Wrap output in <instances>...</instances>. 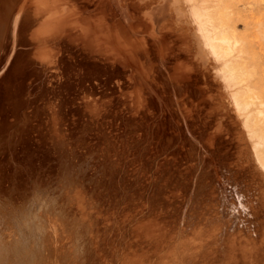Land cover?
<instances>
[{
  "label": "rangeland",
  "instance_id": "1",
  "mask_svg": "<svg viewBox=\"0 0 264 264\" xmlns=\"http://www.w3.org/2000/svg\"><path fill=\"white\" fill-rule=\"evenodd\" d=\"M143 1L14 5L0 36V213L17 205L27 227L40 228L41 264H264V0H219V12H205L218 19L203 21L209 31L216 25L212 37L220 29V40L213 37L224 50L218 59L194 29L200 20L191 17L187 26L158 11L151 19L146 11L164 1ZM223 57L232 68L223 71H233L239 86L232 79L227 88ZM16 61L17 89L8 96L4 80ZM231 88L238 95L230 97ZM21 226L12 239H23ZM72 239L79 248L62 251Z\"/></svg>",
  "mask_w": 264,
  "mask_h": 264
},
{
  "label": "bare ground",
  "instance_id": "2",
  "mask_svg": "<svg viewBox=\"0 0 264 264\" xmlns=\"http://www.w3.org/2000/svg\"><path fill=\"white\" fill-rule=\"evenodd\" d=\"M17 1L18 0H0V36H1V34L3 33V32H5V30L7 29V27H5V25L7 24V21L9 20V18H10V16H11V12H12V9H13V7H14V5L17 3ZM66 1V0H65ZM98 1V0H97ZM102 1H105V0H102ZM145 2H146V0H144ZM143 1V2H144ZM164 1V3H160V4H158V6H152V8L151 9H149L148 11H146V15H147V17H149V18H151V17H153L152 15L154 14V12H156L157 13V11L161 14V16L163 15V16H165V15H167L168 14V16L169 15H174L173 17L174 18H176V20H175V22L176 23H178L180 20H182V21H184L186 24L185 25H187L189 22H190V20H189V18L191 19V17H195L196 18V20L198 21V20H200V24L196 27V28H194V29H197L198 28V30L197 31H199V33L201 32V35H200V37H201V39H202V41H203V39H204V46L205 47H207L208 46V48H212L211 49V51H209V52H211V54H212V56H213V58H214V56H215V58H219L221 55H223V53H221V52H223V51H221V52H219L220 50L219 49H221L222 47H221V45H220V48L217 46V44H216V39H213V37H215V38H218L217 40H220V38L218 37L219 35H218V33H220L219 31H220V29L218 30V29H216V30H218V31H216V34H217V36H215L214 35V33H213V37L212 36H210V33L209 32H211V30L212 29H214L215 27H216V25L214 24V28H210L211 30L209 31L207 28L208 27H204L205 26V24L203 25V23H205V22H203V21H205L204 19H206V18H208V17H204L205 16V12H210L211 10H213V11H217V9L216 10H214L215 8H217V6H219V0H192L191 1V3H190V1L189 2H187L186 0H182L181 2L179 1V0H163ZM47 2V1H46ZM50 2V1H49ZM56 2V1H55ZM60 2V1H59ZM63 2H64V0H63ZM113 1H109V4L110 3H112ZM123 2V1H122ZM144 2V3H145ZM154 2H155V0H154ZM62 3V2H61ZM67 3H69V2H67ZM73 3V2H72ZM80 3V2H79ZM84 3H86V2H84ZM95 3V2H94ZM97 3V2H96ZM102 3V2H101ZM106 3H107V1H106ZM119 3V2H118ZM121 3V2H120ZM119 3V4H120ZM149 3V2H148ZM43 4V3H42ZM54 4V3H53ZM57 4V3H56ZM65 4V3H64ZM70 4V3H69ZM75 4V3H74ZM78 4V3H77ZM76 4V5H77ZM81 4V3H80ZM93 4V3H92ZM141 4V3H140ZM150 4V3H149ZM223 4V3H222ZM264 4V3H263ZM71 5V4H70ZM86 5V4H85ZM88 5H89V3H88ZM104 5H105V3H104ZM108 5V4H107ZM115 5V4H114ZM144 5H146V4H144ZM173 5V8H172V10H170L169 11V6H172ZM221 5V4H220ZM60 6V5H59ZM59 6H57L58 8H59ZM75 6V5H74ZM113 6V5H112ZM130 6V5H129ZM64 7V6H63ZM68 7V6H67ZM77 7V6H76ZM87 7H89V6H87ZM132 7V6H131ZM130 7V8H131ZM143 7V6H142ZM73 8V7H72ZM104 8V7H103ZM114 8V7H113ZM127 8V7H126ZM144 8V7H143ZM148 8V7H147ZM219 8V7H218ZM60 9H61V7H60ZM69 9V8H68ZM70 9H71V7H70ZM76 9V8H75ZM80 9V8H79ZM82 9V8H81ZM119 9V8H118ZM40 10V9H39ZM51 10V9H50ZM56 10V9H55ZM58 10V9H57ZM87 10V9H86ZM112 10V9H111ZM115 10V9H114ZM120 10V9H119ZM134 10V9H133ZM19 11V10H18ZM58 11H60V10H58ZM73 11H74V9H73ZM73 11L70 13V14H74V15H71V16H75V13H73ZM103 12H104V10H102ZM126 11V10H125ZM212 11V12H213ZM220 11H222V10H220ZM53 12V11H52ZM74 12H77L76 10L74 11ZM169 12H171V14L169 13ZM217 12H219V11H217ZM18 13V12H17ZM35 13H37V11L35 12ZM35 13H34V15H35ZM41 13V11H39V14ZM44 13V12H43ZM63 13V12H62ZM152 13V14H151ZM57 14H58V12H57ZM64 14V13H63ZM140 14V13H139ZM165 14V15H164ZM213 14H215L214 12H213ZM212 14V15H213ZM218 14V13H217ZM24 15V14H23ZM25 15H26V13H25ZM28 15V14H27ZM26 15V16H27ZM49 15H50V12H49ZM49 15H47V16H49ZM65 15V14H64ZM88 15V14H87ZM135 15V14H134ZM145 15V16H146ZM206 15H210V13H208V14H206ZM33 16V15H32ZM39 16V15H38ZM37 16V14H36V17H38ZM54 16H55V13H54ZM81 16V15H80ZM116 16V15H115ZM114 16V17H115ZM167 16V17H168ZM216 16V15H215ZM33 17H35V16H33ZM35 17V18H36ZM44 17H46V16H44ZM57 17V16H56ZM55 17V18H56ZM62 17H63V15L61 16V17H58L59 19H61V22L60 23H62ZM110 17H112V16H110ZM121 17V16H120ZM119 17V18H120ZM51 18V20H53L52 19V17H50ZM49 18V19H50ZM57 18V19H58ZM116 18V17H115ZM130 18V17H129ZM128 18V19H129ZM183 18V19H182ZM209 18L211 19V16H209ZM208 18V19H209ZM216 18V17H215ZM40 19V18H39ZM49 19H47V20H49ZM58 19V20H59ZM69 18H67V20H68ZM70 19H73V18H71L70 17ZM69 19V20H70ZM111 19V18H110ZM135 19V18H134ZM151 19H153V18H151ZM163 19H166V18H163ZM189 21H188V20ZM194 19V18H193ZM220 19V18H219ZM56 20V19H55ZM55 20H53V21H55ZM116 20V19H115ZM122 18H121V22H122ZM195 20V21H196ZM207 20V19H206ZM212 21L214 20L213 19V17H212V19H211ZM218 19H215L214 20V22L216 23V21H217ZM41 21H42V19H41ZM60 21V20H59ZM71 21V20H70ZM69 21V22H70ZM113 21H114V19H113ZM195 21H193V22H195ZM220 21V20H219ZM218 21V22H219ZM31 22V21H30ZM43 23L45 22V19H44V21H42ZM41 22V23H42ZM50 22V21H49ZM48 21L46 22V24L47 23H49ZM57 22V21H56ZM66 22V21H65ZM69 22H68V24H69ZM84 22V21H83ZM85 22H89V21H85ZM120 22V21H119ZM118 22V24H120L121 25V23H119ZM181 22V21H180ZM193 22H191L192 23V26H194L193 25ZM199 22V21H198ZM207 22V21H206ZM221 22H223L222 20H221ZM221 22L219 23V24H221ZM21 23V22H20ZM28 23V22H27ZM37 23H38V21H37ZM36 23V24H37ZM54 23V22H53ZM59 23V22H58ZM93 23V22H92ZM108 23H110V22H108ZM162 23V22H161ZM182 23V22H181ZM209 23H211V22H209ZM242 23H243V21H242ZM85 24V23H84ZM190 24V23H189ZM195 24H198V23H195ZM207 24V23H206ZM212 24L213 23H211V26H212ZM218 24V23H217ZM258 24V23H257ZM40 25H42V24H40ZM40 25L38 26V24H37V28L38 27H40ZM45 24H43L42 26H44ZM48 25V24H47ZM46 25V26H47ZM60 26H61V24H59ZM65 25V24H64ZM127 25V24H126ZM125 25V26H126ZM209 25V24H208ZM224 25H226V24H224ZM238 25V24H237ZM243 25H244V27H245V24L243 23ZM262 25V24H261ZM24 26V25H23ZM45 26V27H46ZM49 26V25H48ZM56 26V25H55ZM59 26V27H60ZM68 26H70V25H68ZM73 26V25H72ZM84 26V25H83ZM179 26V25H178ZM188 26V25H187ZM196 26V25H195ZM218 26H220V25H218ZM228 26H230V25H228ZM247 26V25H246ZM26 27V26H25ZM51 27H52V25H51ZM58 27V26H57ZM58 27V28H59ZM85 27H87V26H85ZM93 27V26H92ZM159 27V26H158ZM161 27V26H160ZM170 27V26H169ZM213 27V26H212ZM225 27V26H224ZM260 27V26H259ZM258 27V28H259ZM4 28V29H3ZM29 28H32V27H29ZM69 28V27H68ZM94 29H95V26L93 27ZM118 28V27H117ZM172 28V27H171ZM189 28H190V26H189ZM221 28H222V26H221ZM228 28V27H227ZM226 28V29H227ZM39 29V28H38ZM55 29V28H54ZM75 29V28H74ZM129 29V28H128ZM131 29V28H130ZM129 29V30H130ZM179 29V28H178ZM229 29V28H228ZM231 29V28H230ZM229 29V30H230ZM30 30V29H29ZM28 30V31H29ZM69 30V29H68ZM77 30V29H76ZM87 30V29H86ZM93 30V29H92ZM110 30V29H109ZM117 30H119V29H117ZM165 30V29H164ZM168 30V29H167ZM189 30V29H188ZM187 30V31H188ZM233 30V29H232ZM37 31V29L35 30V32ZM124 31V30H123ZM122 31V32H123ZM191 31V30H190ZM195 31V30H194ZM215 30H213V32H214ZM227 31V30H226ZM226 31H223V32H226ZM235 30H233V32H234ZM257 31V30H256ZM30 32H31V30H30ZM29 32V33H30ZM84 32H87V31H84ZM163 32V31H162ZM218 32V33H217ZM228 32V31H227ZM226 32V33H227ZM32 33V32H31ZM82 33V32H81ZM137 33V32H136ZM144 33V32H143ZM150 33V32H149ZM171 33V32H170ZM173 33V32H172ZM195 33H196V31H195ZM198 33V32H197ZM241 33V32H240ZM36 34L38 35L39 33H37L36 32ZM59 34V33H58ZM75 34V33H74ZM74 34H72V36H74ZM134 34V33H133ZM138 34V33H137ZM151 34V33H150ZM227 34H229V32L227 33ZM66 35V34H65ZM69 35V34H68ZM71 35V34H70ZM78 35H80V34H78ZM83 35V34H82ZM89 35V34H88ZM120 35V34H119ZM123 35V34H122ZM121 35V36H122ZM184 35V34H183ZM187 35V34H186ZM197 35V34H196ZM211 35H212V32H211ZM222 36L223 35H225L224 33L223 34H221ZM42 36V35H41ZM67 36V35H66ZM170 36V35H169ZM177 36V35H176ZM226 36V35H225ZM4 37V36H3ZM38 37H40V35H38ZM38 37H36V38H38ZM47 37V36H46ZM68 37V36H67ZM128 37V36H127ZM194 36L192 35V39H195L196 37L197 38H199V36H196L195 38H193ZM221 37V36H220ZM224 37V36H223ZM259 37H261V36H259ZM73 38H76V37H73ZM73 38H71V39H73ZM86 38V37H85ZM85 38H84V40H85ZM117 38V37H116ZM122 38V37H121ZM123 38H124V36H123ZM131 38V37H130ZM185 38V37H184ZM189 38V37H188ZM196 38V39H197ZM226 38V37H225ZM235 38V37H234ZM263 38H264V35H263ZM35 39V38H34ZM79 39H81L80 37H79ZM78 39V40H79ZM118 39V38H117ZM127 39V38H126ZM176 39V38H175ZM222 39V38H221ZM233 39V38H232ZM232 39H231V42H232ZM75 40V39H74ZM88 40H90V39H88ZM112 40V39H111ZM121 40V39H120ZM172 40V39H171ZM199 41H200V39H198ZM223 40V39H222ZM239 40V39H238ZM241 40V39H240ZM239 40V41H240ZM262 41H264L263 39H261ZM34 41H37V40H34ZM39 41V40H38ZM76 41V40H75ZM81 41H82V39H81ZM95 41V40H94ZM183 41V40H182ZM185 41V40H184ZM225 41L226 42H228L226 39H225ZM224 41V42H225ZM242 41V40H241ZM256 41V40H255ZM67 42V41H66ZM72 42V41H71ZM91 42V41H90ZM122 42V41H121ZM149 42V41H148ZM156 42V41H155ZM178 42H180V41H178ZM201 42V41H200ZM220 42H222V41H218V43H220ZM253 42H254V40H253ZM94 43V42H93ZM134 43H136V42H134ZM184 43V42H183ZM194 43V42H193ZM197 43V42H196ZM203 43V42H202ZM234 45L237 43H234V42H232ZM241 43H243V42H241ZM36 44V43H35ZM98 44V43H97ZM103 44V43H102ZM131 44H132V42H131ZM186 44V43H185ZM231 44V43H230ZM245 44V43H244ZM0 45H1V41H0ZM88 45V44H87ZM109 45H111V44H109ZM149 45V44H148ZM176 45V44H175ZM174 45V46H175ZM193 45V44H192ZM197 45H198V48H201L202 49V44L200 43V44H198L197 43ZM234 45H232V46H234ZM241 45V44H240ZM94 46V45H93ZM103 46H104V44H103ZM210 46V47H209ZM227 46H229V45H227ZM226 46V44H225V48H228ZM257 46V45H256ZM261 46V45H260ZM38 47V46H37ZM40 47V46H39ZM96 47H97V45H96ZM125 47V46H124ZM177 47V46H176ZM224 47V46H223ZM230 47V46H229ZM239 47V46H238ZM242 47V46H241ZM240 47V48H241ZM43 48V47H42ZM149 48V47H148ZM193 48H195L194 47V45H193ZM192 48V49H193ZM216 48V49H215ZM219 48V49H218ZM224 48V49H225ZM240 48H238V49H240ZM260 48V47H259ZM50 49V48H49ZM95 49V48H94ZM98 49V48H97ZM102 49H103V47H102ZM109 49V48H108ZM114 48H112V50H113ZM163 49V48H162ZM218 49V50H217ZM230 49V48H229ZM234 49V47H232V50ZM236 49V48H235ZM40 50V49H39ZM174 50H176V49H174ZM185 50V49H184ZM204 50V49H203ZM213 50V51H212ZM218 52H217V51ZM241 50H243V48L241 49ZM100 51V50H99ZM102 51V50H101ZM151 51V50H150ZM192 51H194V50H192ZM205 51V50H204ZM207 51V50H206ZM205 51V52H206ZM229 51V50H228ZM240 51V50H239ZM247 51V50H246ZM86 52H87V50H86ZM98 52V51H97ZM114 52V51H113ZM139 52V51H138ZM195 52V51H194ZM193 52V53H194ZM232 52V51H231ZM237 52H238V50H237ZM242 52V51H241ZM39 53H41V50H40V52ZM149 53H151V52H149ZM186 53V52H185ZM184 53V54H185ZM206 53H208V52H206ZM221 54L219 57H216V56H218V54ZM228 53H230V52H228ZM228 53L226 52V54H227V57L228 56H230L231 57V54H229L228 55ZM239 53V52H238ZM237 53V55H239ZM50 54V53H49ZM55 54V53H54ZM210 53H208L207 55H211ZM214 54V55H213ZM44 55V54H43ZM138 55V54H137ZM152 55V54H151ZM233 55V54H232ZM33 56V55H32ZM48 56V55H47ZM120 56V55H119ZM154 56V55H153ZM224 56V55H223ZM226 56V55H225ZM41 57V56H40ZM222 57V56H221ZM246 57V56H245ZM160 58V57H159ZM212 58V59H213ZM236 58V57H235ZM244 58V57H243ZM41 59H42V57H41ZM51 59V58H50ZM190 59V58H189ZM216 59V60H217ZM224 59V61L222 62V64H221V62H220V60H223ZM223 59H219V60H217V61H219V63L221 64V68L219 69L220 70V73H221V75L225 78V79H227V82L228 81H231L232 79V82H234L233 83V85L235 84V85H237L238 84V86L240 85V83H238V77H236L237 78V80H235L236 78H233L234 77V75H232V73H233V71L231 72V73H229L230 71H228V73L226 74V72L225 71H223L224 70V68L226 67V66H229V60L227 61V59L225 58V57H223ZM233 59V58H232ZM44 60H46V59H44ZM52 60V59H51ZM54 60V59H53ZM125 60V59H124ZM215 60V59H214ZM237 60H238V58H237ZM38 61V60H37ZM188 61V60H187ZM40 62V61H39ZM54 62V61H53ZM233 62V61H232ZM239 62V61H238ZM43 63H44V61H43ZM46 63V62H45ZM49 63V62H48ZM47 63V64H48ZM200 63V62H199ZM235 63V62H234ZM40 64V63H39ZM153 64V63H152ZM233 64V63H232ZM18 65H20V62L19 61H16L15 62V64H14V68H13V70H15V71H13V70H11L8 74H7V77H6V79L4 80V84H5V86L7 85V86H9L10 87V93H8V92H6L7 94H9L8 96H13L14 94H13V92H14V89L16 88L17 89V87L15 86V85H13V84H11V82H12V77L15 75V73H17V72H19L20 71V68H18ZM41 65H42V62H41ZM52 65V64H51ZM218 65V64H217ZM217 65H215L216 66V68H217ZM45 66V65H44ZM134 66V65H133ZM143 66V65H142ZM219 67H220V65H218ZM247 66V65H246ZM250 66V65H249ZM231 67H235V66H231V64H230V68ZM239 67H241V66H239ZM248 67V66H247ZM59 68V67H58ZM57 68V69H58ZM227 68V67H226ZM252 68V67H251ZM228 70H231V69H229V68H227ZM235 69V68H234ZM233 69V70H234ZM200 70V69H199ZM217 70V69H216ZM226 70V69H225ZM247 70H249V69H247ZM82 71V70H81ZM53 72V71H52ZM52 72H51V74H52ZM55 72V71H54ZM164 72V71H163ZM201 72H202V70H201ZM224 72V73H223ZM245 72V71H244ZM204 73V72H203ZM41 74V73H40ZM249 74H250V72H249ZM29 75V74H28ZM42 75V74H41ZM45 75V74H44ZM236 75H237V73H236ZM246 75H248V73L246 74ZM48 76H49V74H48ZM58 76V75H57ZM194 76V75H193ZM238 76V75H237ZM241 76V75H240ZM41 77H43V75L41 76ZM52 77V76H51ZM59 77V76H58ZM57 77V78H58ZM167 77V76H166ZM61 78V77H60ZM59 78V79H60ZM170 78V77H169ZM244 78H245V76H244ZM41 79V78H40ZM51 79V78H50ZM162 79V78H161ZM164 79V78H163ZM250 79V78H249ZM62 80V79H61ZM141 80V79H140ZM172 80V79H171ZM242 80H243V78H242ZM55 81V80H54ZM167 81V80H166ZM206 81H207V79H206ZM246 81V80H245ZM251 81V80H250ZM9 82V83H8ZM47 81H45V83H46ZM52 82V84L54 83L53 82V80L51 81ZM138 82V81H137ZM203 82V81H202ZM202 82H200V83H202ZM232 82H230V84L232 83ZM236 82H237V84H236ZM240 82V81H239ZM48 83V82H47ZM50 83V82H49ZM48 83V84H49ZM65 83V82H64ZM214 83V82H213ZM228 84H229V82L226 84L227 85V88H229V87H231V85H229L228 86ZM248 84H249V81H248ZM55 85V84H54ZM53 85V86H54ZM56 85H57V83H56ZM173 85V84H172ZM212 85V84H211ZM234 85V86H235ZM6 86V87H7ZM39 86V85H38ZM214 86V85H213ZM246 86H248V85H246ZM19 87V86H18ZM169 87V86H168ZM233 87V86H232ZM248 87H250V86H248ZM141 88V87H140ZM191 88V87H190ZM208 88V87H207ZM212 88V87H211ZM254 88V87H253ZM257 89V88H256ZM229 90V89H228ZM255 90V89H254ZM212 91V90H211ZM239 91V90H238ZM193 92V91H192ZM232 92V93H231ZM235 92V93H234ZM232 91V88H231V90H230V94H231V96L230 97H232L233 95V93H234V95H236V93H237V95H238V92H236V91ZM191 93V92H190ZM242 92H241V88H240V94H241ZM48 94V93H47ZM183 94V93H182ZM245 94H246V92H245ZM249 94V93H248ZM132 95V94H131ZM134 95V94H133ZM242 95H243V93H242ZM53 96V95H52ZM61 96V95H60ZM177 96V95H176ZM244 96V95H243ZM49 98V97H48ZM234 99H232L233 100V102L236 104L238 101V106H237V104H236V106H237V108H239L240 107V109L243 107V109H244V105H241L240 104V102H241V100L239 99H236V98H238L237 96H235V97H233ZM239 98H241L240 97V95H239ZM126 99V98H125ZM234 100H238L237 102L236 101H234ZM249 100V99H248ZM13 101V100H12ZM52 101V100H51ZM184 101V100H183ZM217 101H218V99H217ZM173 102V101H172ZM171 102V103H172ZM244 102V101H243ZM54 103V102H53ZM52 103V104H53ZM209 103V102H208ZM221 103V102H220ZM258 103V102H257ZM50 104V103H49ZM250 104V103H249ZM181 105V104H180ZM195 105V104H194ZM201 105V104H200ZM242 107H241V106ZM247 105V104H246ZM204 106V105H203ZM255 106V105H254ZM257 106V105H256ZM259 106V105H258ZM197 107V106H196ZM247 107H249L248 105H247ZM45 108V107H44ZM53 108H54V105H53ZM204 108V107H203ZM178 109V108H177ZM181 109V108H180ZM243 109H241V110H243ZM245 109H246V107H245ZM262 109V108H261ZM260 109V110H261ZM50 110H52V109H50ZM202 110V109H201ZM238 110V109H237ZM247 110V109H246ZM48 111H49V109H48ZM253 111V110H252ZM255 111V110H254ZM203 112V111H202ZM249 112H250V110H249ZM44 113V112H43ZM243 113V112H242ZM241 113V114H242ZM56 114V113H55ZM197 114H198V112H197ZM203 114V113H202ZM251 114V113H250ZM253 114H255L256 115V113H253ZM260 114H261V112H260ZM258 115H259V112H258ZM246 116H248L249 117V119H250V115H246ZM54 117V116H53ZM199 117V116H198ZM201 117V116H200ZM259 117V116H258ZM257 117V118H258ZM245 118H247V117H245ZM50 119V118H49ZM249 119H248V121H249ZM50 121V120H49ZM253 122V121H252ZM6 124V123H5ZM45 124H46V122H45ZM3 122L0 124V128L2 129L3 128ZM41 125V124H40ZM254 125V124H253ZM5 126V125H4ZM257 126V125H256ZM223 127V126H222ZM5 128V127H4ZM7 128V127H6ZM243 128V127H242ZM253 128V127H252ZM258 128V127H257ZM0 129V130H1ZM7 130V129H6ZM5 130V131H6ZM254 130V129H253ZM252 131V130H251ZM1 132V135L3 134L2 132V130L0 131ZM222 133V132H221ZM257 133V132H256ZM255 133V134H256ZM49 134V133H48ZM258 135H260V134H258ZM4 136V135H3ZM249 137V136H248ZM256 137H257V134H256ZM261 137H262V135H261ZM217 138V137H216ZM1 139V138H0ZM251 139V138H250ZM259 140V139H258ZM256 141V142H254L253 144V146L257 149V147H256V145L259 147V146H261L259 143V141ZM260 140H264V139H261L260 138ZM250 143V142H249ZM264 143V142H263ZM263 146V145H262ZM251 147H252V144H251ZM253 147V148H254ZM252 148V149H253ZM254 148V149H255ZM253 149V150H254ZM1 150V149H0ZM6 151V150H5ZM3 153V152H2ZM249 153V152H248ZM257 153V152H256ZM250 154V153H249ZM247 155V154H246ZM70 156V155H69ZM258 156V155H257ZM257 156H255V158L257 157ZM262 156V155H261ZM260 157H258L257 159H259ZM257 162H258V160H257ZM62 164V163H61ZM66 164V163H65ZM262 164H264V162L262 163ZM68 165V164H67ZM123 165V164H122ZM65 166V165H64ZM260 166H261V164H260ZM263 167H264V165H262ZM261 166V168L263 169V167ZM137 167V166H136ZM198 169V168H197ZM264 170V169H263ZM63 175H65V174H63ZM67 177V176H66ZM73 178V177H72ZM64 179V178H63ZM65 180V179H64ZM59 181V180H58ZM63 181V180H62ZM66 182H67V180H66ZM35 183H36V181L34 180L33 181V184L32 185H34L35 186V188H38L39 186H37V185H35ZM68 184V183H67ZM59 185H60V183H59ZM19 188V187H18ZM20 188H21V186H20ZM19 188V189H20ZM33 188V187H32ZM52 188H53V186H52ZM13 189V188H12ZM31 189V188H30ZM30 189H29V191H30ZM34 190V189H33ZM36 190V189H35ZM38 190V189H37ZM36 190V191H37ZM66 190V189H65ZM51 191H52V189H51ZM64 191V190H63ZM62 191V192H63ZM73 191V190H72ZM71 191V192H72ZM2 192V191H1ZM35 192V191H34ZM42 192V191H41ZM45 192V191H44ZM61 192V193H62ZM64 192H67V191H64ZM149 192V191H148ZM4 193H5V191H4ZM7 193V192H6ZM45 193H47V191L45 192ZM51 193V192H50ZM8 194V193H7ZM67 194H68V192H67ZM50 195V194H49ZM66 194H63V196H65ZM71 196L73 195V194H70ZM11 196V195H10ZM13 196V195H12ZM36 196V195H35ZM45 196H46V194H45ZM67 196H69V195H67ZM74 196H76V195H74ZM7 197V196H6ZM48 197H50V196H48ZM78 197L79 196H77V199H78ZM263 197V196H262ZM66 198H68V197H66ZM69 198H70V196H69ZM73 198V197H72ZM25 199V198H24ZM35 199V198H34ZM47 199H49V198H47ZM77 199H74L75 201L77 200ZM259 199H260V197H259ZM6 200V199H5ZM19 200V199H18ZM80 200V199H79ZM78 200V201H79ZM84 199L82 198V201H83ZM8 201H10V200H8ZM40 201V200H39ZM47 201V200H46ZM66 201V200H65ZM64 201V202H65ZM74 201V202H75ZM87 201V200H86ZM36 202V201H35ZM60 202V201H59ZM72 202V201H71ZM77 202V201H76ZM80 202H81V200H80ZM79 202V203H80ZM39 203V202H38ZM11 204V203H10ZM64 204V203H63ZM81 204H83V202L81 203ZM49 205V204H48ZM79 205V204H78ZM85 205V204H84ZM252 205V204H251ZM258 206V205H257ZM257 206H256V208H257ZM16 207H18L17 205H14V207L12 206V207H10V209L9 210H4L5 212H3V213H0L1 215H0V264H41V261H42V258H44V257H42V250H41V246H42V242H40V240H41V231H40V228L37 226V228H36V230H34V232H32V228H30V227H27V225H28V223H27V221H26V218H24L23 217V219H22V216H24V214H25V210L23 209L21 212H19V210H18V208H16ZM24 207H25V205H24ZM50 207L51 206H49V209H50ZM57 207V206H56ZM69 207V206H68ZM68 207H66V209L68 208ZM71 207V206H70ZM79 207H82V205L80 206L79 205ZM261 207V206H260ZM4 208L6 209V207L4 206ZM14 208V209H13ZM58 208H59V206H58ZM57 208V209H58ZM246 208V207H245ZM259 208V207H258ZM51 209H53V208H51ZM55 209V208H54ZM71 209V208H70ZM80 209H82V208H80ZM85 209V208H84ZM86 209H87V207H86ZM241 209V208H240ZM3 210V209H2ZM33 210V209H32ZM32 210L30 211V212H32ZM75 210V209H74ZM73 210V211H74ZM83 210V209H82ZM34 211V210H33ZM43 211H44V209H43ZM48 211V210H47ZM66 211H69V210H66ZM88 211V210H87ZM250 211V210H249ZM259 211V210H258ZM0 212H1V210H0ZM26 212H27V210H26ZM46 212V211H45ZM49 212V211H48ZM52 212H54L53 210H52ZM51 212V213H52ZM61 211H59V213H60ZM72 212V210H70V213ZM76 212V211H75ZM257 212V211H256ZM14 214V216H13V214ZM41 213V212H40ZM58 213V214H59ZM86 213V212H85ZM259 213V212H258ZM257 213V214H258ZM10 214H12L11 216H10V218L8 217ZM17 214H18V216H17ZM27 214V213H26ZM32 214V213H31ZM43 214V213H42ZM45 214V213H44ZM43 214V215H44ZM49 213H47V215H48ZM54 214H55V212H54ZM69 214V213H68ZM78 214V213H77ZM252 214V213H251ZM255 214V213H254ZM42 215V216H43ZM65 215V214H64ZM73 215V214H72ZM72 215H71V217H72ZM74 217H76V214L75 215H73ZM88 216V215H87ZM252 216V215H251ZM61 217V216H60ZM69 217V216H68ZM73 217V218H74ZM82 217H83V215H82ZM260 217V216H259ZM28 218V217H27ZM32 218V217H31ZM93 218V217H92ZM30 219V218H29ZM72 219V218H71ZM48 220V219H47ZM50 220V219H49ZM63 220H64V218H63ZM88 220V219H87ZM52 221V220H51ZM67 221V220H66ZM69 221V220H68ZM89 221V220H88ZM92 221V220H91ZM262 221V220H261ZM22 222V226H23V223H24V227H22L21 226V223ZM54 222L56 223V220L54 219ZM33 223V222H32ZM71 223H72V221H71ZM80 223V222H79ZM264 223V222H263ZM34 224V223H33ZM37 224V223H36ZM258 224V223H257ZM18 225H20L21 226V232H23V239H17V240H14V239H12L11 238V236H14V235H12V232L14 231V228L16 229V228H18L19 229V227H17ZM67 225H69V224H67ZM75 225L77 226V223H75ZM80 225V224H79ZM42 226V225H41ZM45 227V226H44ZM258 227V226H257ZM47 228V227H46ZM55 228V227H54ZM67 228H69V227H67ZM223 228V227H222ZM253 228V227H252ZM94 229V228H93ZM69 230V229H68ZM74 230H75V227H74ZM77 230H78V228H77ZM83 230V229H82ZM105 230V229H104ZM161 230V229H160ZM181 230V229H180ZM186 230V229H185ZM232 230V229H231ZM250 230V229H249ZM254 230V229H253ZM256 230V229H255ZM258 230V229H257ZM223 231H225V230H223ZM45 232V231H44ZM55 232H57V231H55ZM88 232V231H87ZM185 232V231H184ZM32 233L34 234L33 235V237H31L30 239H29V237L27 236V234L28 235H32ZM48 233V232H47ZM79 234H80V232H78ZM193 233V232H192ZM16 234V233H15ZM91 234V233H90ZM129 234V233H128ZM256 234V233H255ZM74 235V234H73ZM78 235V234H77ZM226 235V234H225ZM224 235V236H225ZM94 236V235H93ZM184 236H185V234H184ZM201 236V235H200ZM264 237V236H263ZM80 238V237H79ZM220 238V237H219ZM235 238V237H234ZM223 239V238H222ZM232 239V238H231ZM247 239V238H246ZM246 239H245V242H247L246 241ZM221 240V239H220ZM49 241V240H48ZM55 241V240H54ZM82 241V240H81ZM255 241V240H254ZM44 242V241H43ZM52 242V241H51ZM218 242V241H217ZM220 242V241H219ZM46 243V242H45ZM48 243H50V241L48 242ZM68 244H67V246L65 245V243H61L60 244V249L63 251L64 249L67 251V252H69V253H73V251H76V248L78 247L77 246V244H76V242L72 239V240H69L68 242H67ZM90 242H88V244H89ZM47 244V243H46ZM48 245V244H47ZM50 245V244H49ZM80 246V245H79ZM197 246H199V245H197ZM204 246V245H203ZM222 246V245H221ZM220 246V247H221ZM46 247V246H45ZM200 247H202V246H200ZM244 247V246H243ZM48 248V247H47ZM79 248V247H78ZM102 248V247H101ZM237 248V247H236ZM43 249V248H42ZM55 249L56 248H54V251H55ZM213 249H214V247H213ZM216 249V248H215ZM239 249V248H238ZM250 249V248H249ZM82 250V249H81ZM151 250V249H150ZM211 250V249H210ZM246 250V249H245ZM248 250V249H247ZM137 251V250H136ZM153 252H154V249L152 250ZM217 251V250H216ZM251 251V250H250ZM249 251V252H250ZM117 252V251H116ZM138 252V251H137ZM146 252L147 253H149L148 252V250H146ZM146 252H144V253H146ZM152 252V253H153ZM238 253V252H237ZM44 254V253H43ZM49 254V253H48ZM141 254V253H140ZM212 254V253H211ZM232 254H233V252H232ZM235 254H236V252H235ZM240 254V253H239ZM69 255V254H68ZM75 255V254H74ZM97 255V254H96ZM223 255V254H222ZM222 255H220V256H222ZM245 255V254H244ZM49 256V255H48ZM95 256V255H94ZM93 256V257H94ZM133 256V255H132ZM139 256H141V255H139ZM138 256V257H139ZM145 256H147V254L146 255H144V257ZM160 256V255H159ZM219 256V257H220ZM243 256V255H242ZM242 256H240L241 258H242ZM50 257V256H49ZM73 257V256H72ZM78 257V256H77ZM129 257V256H128ZM149 257V256H148ZM217 257V256H216ZM45 258H46V256H45ZM104 258V257H103ZM102 258V259H103ZM140 258V257H139ZM164 258V257H163ZM222 258V257H221ZM232 258V257H231ZM258 258V257H257ZM64 259H65V253H64ZM128 259V258H127ZM130 259V258H129ZM133 259V258H132ZM144 259V258H143ZM156 259V258H155ZM47 260V259H46ZM61 260V259H60ZM72 260H73V258H72ZM75 260V259H74ZM105 260V259H104ZM148 261H149V259H147ZM161 260V259H160ZM165 260V259H164ZM53 261H54V259H53ZM52 261V263L53 264H55L54 262ZM55 261H56V259H55ZM64 261V260H63ZM78 261V260H77ZM100 261V260H99ZM116 261V260H115ZM133 261H136V262H132L133 264H137V258H134V260ZM142 261V260H141ZM158 261L159 260H157L154 264H158ZM127 262H129V261H127ZM145 262V261H144ZM143 262V263H144ZM218 262H220L219 260H218ZM251 262V261H250ZM252 262H253V260H252ZM46 263V262H45ZM141 263V262H140ZM142 263V264H143ZM150 263V262H149ZM246 264V263H244V261L241 259H238V262H235V263H233V264ZM58 264V263H57ZM62 264V263H61ZM145 264V263H144Z\"/></svg>",
  "mask_w": 264,
  "mask_h": 264
}]
</instances>
